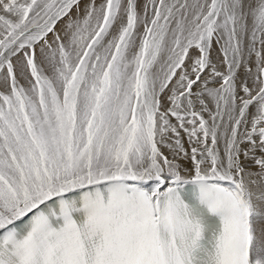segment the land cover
<instances>
[{
    "label": "snow or ice",
    "instance_id": "snow-or-ice-1",
    "mask_svg": "<svg viewBox=\"0 0 264 264\" xmlns=\"http://www.w3.org/2000/svg\"><path fill=\"white\" fill-rule=\"evenodd\" d=\"M74 6L0 0V264H264V192L258 208L244 163L264 177V0H145L142 14L137 0H91L73 19ZM64 17L66 41L48 43ZM21 51L27 87L11 60ZM193 95L201 111L214 103L211 125Z\"/></svg>",
    "mask_w": 264,
    "mask_h": 264
},
{
    "label": "bare ground",
    "instance_id": "bare-ground-1",
    "mask_svg": "<svg viewBox=\"0 0 264 264\" xmlns=\"http://www.w3.org/2000/svg\"><path fill=\"white\" fill-rule=\"evenodd\" d=\"M91 2V0H81L79 2V8L77 9L75 6L73 7V9L71 10V13H70V16L75 19L77 16H80V17H83L84 15V12H85V8L86 6ZM96 2V5L99 6L103 0H95ZM141 5V2L140 0H137V6L138 8L140 7ZM141 8L138 9V11L140 10ZM141 11V10H140ZM69 17H64L63 19H61L56 25H55V31L52 33L54 34V36H56V34H59L62 39H65L66 41V37L64 36V28H65V25L67 23V20H68ZM47 39V38H46ZM48 43H50L51 40L47 39ZM43 41H41V44H42ZM53 42V41H51ZM44 43V42H43ZM34 48H36V46H34ZM27 50H30V49H27ZM23 51H21L19 54H17L16 56H13L11 58L12 60V63L14 65V71H15V74L17 76V80L20 81L18 82V84L22 85V86H25L27 87L28 86V78L27 77L28 75H26V73L24 75H21V72H20V65H21V62L23 61L24 57H23ZM41 52H39L40 54ZM218 64V63H217ZM218 66V65H217ZM219 67V66H218ZM45 71L47 72V69L45 68ZM243 71V70H242ZM245 72V71H244ZM243 73V72H242ZM28 74V73H27ZM208 75V73H206ZM205 74V75H206ZM255 74V72H254ZM7 75V71H6V67L4 69H0V89L3 88L5 85H3V79L4 77ZM241 75V74H240ZM254 76V75H253ZM27 77V78H26ZM177 77V76H176ZM175 77V78H176ZM205 77V76H204ZM201 78L200 82H198L196 85L193 86V93H196L198 91H200V89L203 87V83L204 81L207 79L208 76H206V78L204 79ZM241 77V76H240ZM179 78L177 77L173 82H171L170 84V87L169 89L166 91V93L168 95L171 94V88L172 87H175V81L178 80ZM204 79V80H202ZM252 81H249L248 80V83H251L249 84V86L251 87L252 86ZM239 82V81H238ZM215 86H218L216 84H209V87H215ZM8 87H10V81L8 82ZM194 99L195 96L193 95ZM206 100H208L207 97H205ZM164 103V101H163ZM211 102H209L210 104ZM164 106V104H163ZM209 108V107H208ZM210 109V108H209ZM200 112V111H198ZM211 112V109L210 111ZM214 112H215V109H214ZM255 113V106H252L250 107V109L248 110L247 112V123L246 124H242L240 127H239V131L241 133H243L246 128L250 130V127H251V117L252 115ZM203 114V116L205 117V120L209 123V125L212 124V120L209 119L208 117H206L208 115H205L204 112H201V115ZM189 127H191L189 125ZM179 132H180V138H181V142L183 143L185 149H188L189 150V153H190V143H189V139H188V136L187 134L184 132V131H181L180 129H178ZM187 136V137H186ZM172 139H174L171 134H169V136L166 138V142L168 143H171L172 142ZM258 139V138H257ZM208 143L210 144L211 143V140L209 138V141ZM159 147H160V150L161 152L167 156L169 159H172V156H173V153L169 150V148L165 147L164 146V143H160L159 144ZM250 147L249 144L247 143H244L241 145V148L242 150L243 149H248ZM219 148H220V151L222 152L223 151V141H221L220 145H219ZM254 155L259 158L261 155H264V153H261L259 151V149H257L254 153ZM241 159L244 160V157L241 156ZM181 165H182V169L184 167H187V168H191V164H190V161H185V160H179L178 161ZM245 163V168H246V171L248 172H251L252 175L250 177H247L248 180L252 181V183H250V189L253 193V202L257 205V207L259 208L261 206V193L264 192V177H262L260 175L261 173V169L254 164V162H252L250 159L249 160H245L244 161ZM181 174L186 178V179H189L190 178V174L188 172H181ZM147 187H151V183L149 182L148 185H146ZM264 223V218H261V217H257V220H256V228H257V234L259 235V231H260V227H261V224Z\"/></svg>",
    "mask_w": 264,
    "mask_h": 264
},
{
    "label": "rangeland",
    "instance_id": "rangeland-1",
    "mask_svg": "<svg viewBox=\"0 0 264 264\" xmlns=\"http://www.w3.org/2000/svg\"><path fill=\"white\" fill-rule=\"evenodd\" d=\"M81 0H79V2H80ZM140 2H141V5H140V7L139 8H141L139 11L141 12V14H142V12H143V4L145 3V0H140ZM138 8V9H139ZM47 39H49V40H51V41H53L54 39H55V36H54V34H52V33H49L48 34V36H47ZM50 41V44L52 43ZM34 46H36V48H34V50H35V56H36V60H37V64L38 65H40L41 64V60H42V52H41V48H42V46H43V42H42V44H41V41L40 42H37V44L36 45H34ZM256 47L258 48V49H260L261 48V45L259 44V43H257V45H256ZM26 51H30V50H26ZM39 52H41L40 54H39ZM19 54V53H18ZM23 54V53H22ZM198 54V51L197 50H195V49H191L190 50V52H189V58H187L186 59V62H185V66H184V68H182V69H178L177 70V77L179 78V74H180V72H182V71H185V70H190V65H191V63H192V58H194L196 55ZM222 59H223V57H222V54L220 53V51H219V45L218 44H216L215 43V41L213 42V45H212V49H211V53H210V60H211V63L212 64H214V65H216V67L220 70V71H225V66L222 64ZM218 63V64H217ZM251 67H252V71H253V74H254V72L256 71V68H255V55L253 54V56H252V59H251ZM219 67H218V66ZM7 70V69H6ZM243 70V71H242ZM209 71H210V69H209ZM209 71H206L205 73H203L202 74V76H201V78H203L204 76V79L206 78V76H208L209 75ZM245 69H241L240 70V72H239V76H241V78H244L245 77ZM243 72V73H242ZM206 73H208V75L206 74ZM46 74H47V72H46ZM206 74V75H205ZM241 74V75H240ZM26 75H28L27 77H29L30 78V73H28L27 74V72H26ZM176 77V78H177ZM28 78V79H29ZM175 77H174V79H173V81L176 79ZM208 78V77H207ZM204 79H202V80H204ZM254 79V76H252V77H250V78H248V80L249 81H251V80H253ZM18 81V80H17ZM172 81V82H173ZM18 82H20V81H18ZM249 84H251V83H249ZM3 85H4V83H3ZM20 85V84H19ZM8 91H10V87H3V88H1L0 89V92H4V93H7ZM167 91V90H166ZM166 91H165V93H163L162 94V97H161V99H162V108H161V110L162 111H164V110H166L168 107H170V104H169V102H168V94L166 93ZM171 95V94H170ZM191 99H193V102H194V110L195 111H200V113L201 112H204V114L205 115H207V113H208V115L206 116V117H208L209 119H211V113H214V109H215V105H214V103H210L209 104V102H208V100H206V103L208 104V107L211 109V112H209V111H201V106H200V104H199V102H198V100H196V99H194V97H190ZM163 101H164V103H163ZM163 104H164V106H163ZM202 116H203V114H202ZM204 117V116H203ZM191 117H189V119H190ZM169 119H170V122L173 124V125H176L177 127H178V122L176 121V119H175V117H169ZM204 119H205V117H204ZM188 127H189V125H188ZM178 129H179V127H178ZM181 131H183L182 129H180ZM187 137V136H186ZM158 140L160 139L159 137L157 138ZM162 144V143H161ZM181 172H184L183 171V169H182V171Z\"/></svg>",
    "mask_w": 264,
    "mask_h": 264
}]
</instances>
